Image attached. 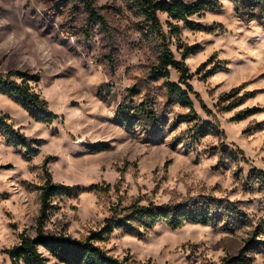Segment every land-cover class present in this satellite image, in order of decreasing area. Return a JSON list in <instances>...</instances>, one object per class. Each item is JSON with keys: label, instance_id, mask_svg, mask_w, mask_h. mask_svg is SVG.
Returning a JSON list of instances; mask_svg holds the SVG:
<instances>
[{"label": "rangeland", "instance_id": "rangeland-1", "mask_svg": "<svg viewBox=\"0 0 264 264\" xmlns=\"http://www.w3.org/2000/svg\"><path fill=\"white\" fill-rule=\"evenodd\" d=\"M60 2L65 5L58 12L53 5ZM93 4L104 25L91 26L86 40V16L76 1L0 0V74L37 75L30 85L57 115L50 124L35 122L0 94V114L28 140H41L38 152L26 158L21 146L7 144L0 134V264H11L4 250L21 233L35 236L46 157L51 181L77 188L51 198L44 221L48 234L84 238L100 228L116 203L159 205L205 196L234 203L243 211L240 220L233 226H156L140 237L116 231L99 246L119 259L130 257L129 264H222L256 233L262 250L244 255L249 264H264V201L247 182L252 170L264 173V29L244 22L228 1L190 19L208 28L220 25L222 32L190 31L178 23L172 53L191 74L203 65L189 83L222 132L191 143L192 128L212 123V117L193 95L191 106H182L167 96L162 80L149 79L159 42L143 18L129 0ZM159 19L167 32V17ZM178 41L195 46L197 54L183 58ZM211 68L216 70L203 79ZM169 81L178 82L174 71ZM238 87L240 105L218 112L219 97ZM123 102L138 119L132 129L115 116ZM142 104L164 121L161 129L149 125L147 114L138 116ZM252 108L258 111L231 120ZM97 145L105 148L91 150ZM43 256L47 264H60Z\"/></svg>", "mask_w": 264, "mask_h": 264}, {"label": "trees", "instance_id": "trees-1", "mask_svg": "<svg viewBox=\"0 0 264 264\" xmlns=\"http://www.w3.org/2000/svg\"><path fill=\"white\" fill-rule=\"evenodd\" d=\"M71 0H69L70 2ZM83 10L86 21L82 33L86 40H89V30L91 26H103V18L96 12L93 0H73ZM132 7L138 15L143 18V23L147 26L148 32L152 33L159 42V58L157 64L149 71V79L153 81L162 80L166 94L174 98L182 106H191L190 96L193 95L200 103V97L195 93L190 85L192 77L198 74L201 65L193 74L182 61H177L172 53V38L178 37L179 25L182 23L186 29L196 32L214 33L217 29L223 31L222 26L214 28L204 27L190 21L192 17H203L206 12L216 11L221 8L223 1L231 3L234 12L244 22L256 21L264 29V0H129ZM65 2L53 5L58 12L64 7ZM73 13V12H71ZM159 15H165V32L163 24L160 22ZM175 23H172V22ZM176 48L180 50L183 58L189 55L197 54L195 46H187L181 42L176 43ZM170 70L178 76V82L169 81ZM216 69L211 68L203 75V79L209 77ZM38 76H31L28 73L10 71L6 74H0V94L7 97L22 108L28 117L35 122L45 124L52 123L57 115L49 111L47 102L30 85V82H36ZM241 87L234 88L231 91L219 97L216 103L218 112H230L237 108L242 102V97L238 96ZM133 89H128L132 92ZM202 104V103H201ZM202 109L207 116L212 117V123H197L192 128L190 142L194 143L200 137L207 135H220L219 124L211 111L203 104ZM149 106L140 105L139 115L147 114L149 125L156 130L164 126V121L157 118L152 113H147ZM256 108L240 111L234 117V120H241L246 116L256 113ZM189 113H193L192 110ZM115 116L127 129H132L138 119L133 113H130L128 105L120 103L115 111ZM0 134L3 135L7 144L15 147L21 146L24 149L26 158L38 152L41 140H28L19 129H15L9 122L6 115L0 114ZM105 148L104 145H97L91 150ZM228 152V149H224ZM239 155L240 151H235ZM232 154V153H231ZM50 157H46L42 170L44 172V183L38 187L40 209L36 222L34 237L19 235V241L16 245L4 250L9 256L11 264H47L43 252L47 253L52 259L60 264H129L130 257L119 259L110 255L106 250L99 246L109 240L110 236L116 232L140 237L144 233L151 231L156 226H166L171 230L181 229L187 224L202 226H233L240 220L242 209H238L234 203H228L222 199L207 198L200 196L197 200L186 199L179 202H167L164 204H155L152 201L146 204H140L136 200L128 206L122 207L121 204L111 205L109 215L104 219L98 230L90 231L84 238H73L64 233L48 234L44 231V221L49 209L51 198L57 196H69L77 188L66 186L51 181L50 174L47 171L46 164ZM247 182L252 185V190L262 194L264 201V173L259 170H252L248 176ZM97 186L91 187L92 190H99ZM263 243L257 240L256 233L245 241L243 249L234 257H228L222 264H249L244 253L246 251H261Z\"/></svg>", "mask_w": 264, "mask_h": 264}]
</instances>
